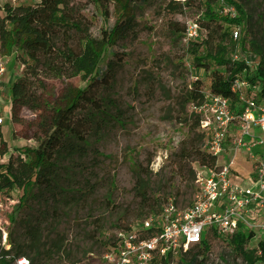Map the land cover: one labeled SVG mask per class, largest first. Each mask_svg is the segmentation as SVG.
I'll return each instance as SVG.
<instances>
[{
    "label": "trees",
    "instance_id": "obj_1",
    "mask_svg": "<svg viewBox=\"0 0 264 264\" xmlns=\"http://www.w3.org/2000/svg\"><path fill=\"white\" fill-rule=\"evenodd\" d=\"M107 1L86 0V4H94L105 13ZM149 2L116 0L121 16L113 27L102 31L101 38H94L90 33L89 21L83 14V0H39L36 5L17 7L9 3L0 5V54L10 57L16 51L20 54L18 60L25 67L24 76L11 88L14 102L30 104L41 85L50 80L81 77L86 83L83 89L69 90L62 103L54 108L51 130L38 138L37 148L20 151L11 155L7 163L0 164V194L9 195L21 190L23 195L18 207L24 213L22 220H13L15 225L22 227V236L17 240L13 233L8 234L10 249L0 248V264H14L21 258L30 259L28 261L34 264L31 255L40 258L44 253V232L49 229L44 227H50L49 222H56V216L64 207L76 211L90 209L101 188L99 171L103 139L112 129L124 125L118 101L111 96L117 74L125 62L112 49L120 42L139 37L142 28L135 15ZM167 9L179 14L185 10L199 12L195 21L206 36L188 48L192 64L210 75L208 92L212 96L229 99L235 106L239 96L232 91L233 86L238 80L243 81V75L250 71V66L238 55L240 45L244 51V42H240L241 38L235 41L231 31V28H239L248 34L250 16L243 3L237 0H171ZM228 9H234L236 14L225 13ZM178 25L176 23L174 27ZM181 27L171 31L179 42L186 31L185 26ZM252 46L260 62L256 75L243 82L253 91L259 87L256 96L264 102V52H257L256 44L252 43ZM108 54L111 59L101 68ZM208 92L203 91L202 82L196 81L187 91L184 107L202 105ZM192 119V136L182 143L178 171L186 172L190 159L201 167L217 164L215 157L201 150L206 136L199 131L200 116L193 112ZM192 175L195 176L194 172ZM140 197L151 216L160 214L169 202L162 205L161 200L153 201L143 190ZM142 217L139 214L136 218ZM133 226H121L118 230L131 231ZM152 233L153 230L147 231L144 238L151 237ZM252 237V234L239 233L230 239L229 245L243 264H264L263 242L258 248H247ZM113 240H109L110 245ZM1 241L0 232V244ZM193 251L197 253L193 254ZM209 251L210 246L203 239L201 244L182 253L180 262L206 264ZM172 257V254L158 256L152 264H170Z\"/></svg>",
    "mask_w": 264,
    "mask_h": 264
},
{
    "label": "rangeland",
    "instance_id": "obj_2",
    "mask_svg": "<svg viewBox=\"0 0 264 264\" xmlns=\"http://www.w3.org/2000/svg\"><path fill=\"white\" fill-rule=\"evenodd\" d=\"M170 1L150 0L135 15L142 28L139 37L120 42L112 49L125 62L117 74L111 96L118 101L124 125L112 129L103 139L99 171L101 188L90 209L76 211L64 207L56 216L58 220L49 222L50 227H44L49 228L44 232V253L40 258L31 255L34 264H106L109 240L116 236L118 229L140 224L152 215L144 207L146 203L140 197L142 190L151 200H161L162 205L173 200L183 210L193 203L201 166L190 159L187 171H178L182 143L192 136L194 110L189 105L185 108L184 100L196 81L202 82L203 91L208 92L210 75L195 68L183 40L179 42L171 33L173 28L181 29L196 20L199 12L172 13L167 9ZM237 1L243 3L250 16L248 34L239 28H231L233 32H240V42H244V51L240 45L238 55L250 66L249 74L242 77L247 82V78L256 75L260 62L252 43L257 45V52H264V0ZM7 3L17 7L36 5L39 0H0L1 6ZM106 5L107 10L103 13L96 5L86 4L83 0V14L94 38H101L102 31L113 27L121 16L116 0H109ZM176 23L178 27H174ZM201 34L199 41L205 38L206 32L202 30ZM15 52L10 57L1 56L5 74L0 83V114L4 118L0 127V153L7 154L0 155V164L7 163L11 155L20 151L37 148L38 138L51 130L54 108L62 103L69 90L86 87L81 77L50 80L41 85L30 104L14 102L11 88L25 74V67L17 58L20 54ZM110 59L108 54L100 67L104 68ZM243 90L248 97L260 92L259 87L256 91L250 86ZM255 99L262 102L257 96ZM203 147L204 144L202 151ZM231 156V151L223 153L218 165L227 166ZM235 165L233 170L235 168L241 174L249 171L248 164L239 158ZM22 195L21 190L9 195L0 194V232L4 250L10 249L8 234L13 233L17 240L22 236V227L13 221L16 218L22 220L24 216L18 207ZM139 214L144 219L136 218ZM127 216L128 220L125 219ZM204 239L210 246L206 264H243L229 245L230 240H224L212 231H206ZM257 245L258 242L252 239L247 248L253 249ZM181 258L182 253L173 255L170 264H182Z\"/></svg>",
    "mask_w": 264,
    "mask_h": 264
},
{
    "label": "built area",
    "instance_id": "obj_3",
    "mask_svg": "<svg viewBox=\"0 0 264 264\" xmlns=\"http://www.w3.org/2000/svg\"><path fill=\"white\" fill-rule=\"evenodd\" d=\"M225 13L236 14L234 9ZM201 33L195 20L188 22L183 45L188 49L201 39ZM233 39H240L239 31L233 32ZM1 56L0 83L5 74ZM245 87L240 80L234 84L232 91L239 96L235 106L209 92L202 105H192L206 136L203 150L217 164L201 167L191 206L182 210L169 200L159 215L135 224L131 231L117 232L105 256L106 264H152L158 256L186 253L201 244L206 231L224 240L239 233L252 234L258 242L256 248L264 243V102L247 97ZM3 124L0 114V127ZM227 151L233 156L227 166H219V157ZM238 158L248 164L247 174L233 170ZM149 230H153L152 236L144 238ZM16 263L30 264L24 258Z\"/></svg>",
    "mask_w": 264,
    "mask_h": 264
},
{
    "label": "bare ground",
    "instance_id": "obj_4",
    "mask_svg": "<svg viewBox=\"0 0 264 264\" xmlns=\"http://www.w3.org/2000/svg\"><path fill=\"white\" fill-rule=\"evenodd\" d=\"M5 240H6V234H5Z\"/></svg>",
    "mask_w": 264,
    "mask_h": 264
},
{
    "label": "crops",
    "instance_id": "obj_5",
    "mask_svg": "<svg viewBox=\"0 0 264 264\" xmlns=\"http://www.w3.org/2000/svg\"><path fill=\"white\" fill-rule=\"evenodd\" d=\"M249 172V171H248ZM248 172H246L245 174H247Z\"/></svg>",
    "mask_w": 264,
    "mask_h": 264
}]
</instances>
